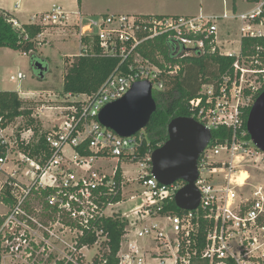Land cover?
I'll use <instances>...</instances> for the list:
<instances>
[{
  "label": "built area",
  "instance_id": "obj_1",
  "mask_svg": "<svg viewBox=\"0 0 264 264\" xmlns=\"http://www.w3.org/2000/svg\"><path fill=\"white\" fill-rule=\"evenodd\" d=\"M255 4L245 13L222 16L241 23L240 42L242 38L264 37V0ZM219 18L113 14L84 25L81 15L76 18L81 45L78 56L88 55L96 40L101 55L117 58L119 65L94 94L74 96L72 105L57 108L63 111L62 117L44 135L46 149L32 156L19 150L14 161L9 160L13 148L30 146L31 137L26 134L32 131L28 129L15 137L11 144L9 129L0 123V146L5 150L0 155V195L7 193L13 199L0 224V263L8 256L34 264L39 262L38 255H45L43 261L52 259L55 264H83L84 250L103 247L107 241L99 228L100 221L117 214L127 223L122 239L132 231L139 238L152 236L154 252L150 258L159 264H194L196 260L207 264H264V186L251 187L247 193L242 188L249 179L241 185L238 174L242 171L234 165L243 155L255 163L259 161L255 153L264 156L251 150L252 142L246 139L249 135L241 129V110L254 101L259 91H264V63L258 55L244 59L240 53H220L216 24ZM39 22L43 27L66 26L68 19L62 8L53 6L39 17ZM11 23L14 28L20 27L14 20ZM160 36L183 46L184 56L204 53L208 44L210 53L237 57L232 76L224 78L218 87L203 86L200 96L189 103L190 118L210 132L225 127L232 136L230 142L209 143L200 155L195 182L199 205L193 211L180 210L181 214L164 209L184 182L163 186L156 181L151 174L154 150L147 148L140 156L143 130L120 137L98 122L101 110L123 98L133 84L146 81L152 92L162 91L161 75L177 74L179 66L158 58L163 63V69L159 68L139 52L143 43ZM85 37L89 39L86 45L82 43ZM22 78L18 73L10 80ZM66 147L72 155L65 154ZM81 147H86L89 155H82ZM220 153L226 161H215ZM8 161H13L14 169L5 168ZM112 161L114 165L103 167ZM131 163L138 165L137 183L142 190L128 199L134 201L139 196V204L107 214L110 208L124 202L126 187L135 183L127 179L121 167ZM224 171L228 172L225 177H217ZM117 197L120 200L114 203ZM148 220L157 223L138 229ZM161 221L171 227L169 233L159 227ZM88 237L95 238L93 245L79 247V240ZM128 247V253L118 252L119 264H149L147 251H140L134 242ZM93 259L94 264L105 263L102 255Z\"/></svg>",
  "mask_w": 264,
  "mask_h": 264
},
{
  "label": "rangeland",
  "instance_id": "obj_2",
  "mask_svg": "<svg viewBox=\"0 0 264 264\" xmlns=\"http://www.w3.org/2000/svg\"><path fill=\"white\" fill-rule=\"evenodd\" d=\"M1 4L2 9L14 10L15 0H1ZM19 5L23 7V13L18 15L16 11V17L24 25H38L40 23L39 17L51 10L53 6L62 8L68 19L66 26L44 27L42 35L38 38L40 45L37 46L36 51L30 52L26 56L18 51L10 50V52H7L6 50H0V91L16 92L24 95L19 97L34 106L33 117L40 124L41 132L46 134L57 126L62 117L61 113L63 111L57 108H62L72 101L71 98H67L66 95L62 94L61 84L66 68L69 67L81 48L79 32L75 26L77 24L76 18L79 15L82 17V25L88 24L90 20H97L101 16L113 14L149 16L213 15L218 18L221 17L216 20L218 51L220 53L229 51L238 55L240 53L239 30L241 23L232 18L224 19L222 16H235L245 13L254 8L256 4L250 3L247 0H80V4H78L77 0H21ZM234 5L237 10L236 12L233 9ZM34 60L45 63L43 65L45 67L43 78H40L38 74L36 75L33 70ZM244 66L247 67L246 64ZM18 73L23 75L22 79L10 80L11 76L16 77ZM254 101L250 103L247 101V103L251 107ZM24 123L25 119L18 118L8 125L7 137L11 144H13L14 138L17 137V133L20 136V134L28 131L20 129ZM30 130L32 134L28 133L26 135H30L31 137V146L37 142L39 136H35L33 130ZM250 147L253 152L258 153L253 144ZM17 151H19V146L11 150L9 160L14 161L15 157H17ZM64 152L67 156L73 154L69 147H66ZM255 156L259 157L257 163L252 162V159L246 155H243V158L234 162L238 170L247 172L249 180L247 186L242 188L247 190V193H249L248 191L251 187L258 186L259 184L264 186V156L262 157L256 153ZM218 160L226 161L227 158L223 153H220L215 158V161ZM13 161H8L5 168L14 169V165H12ZM112 165H114V161L103 167ZM121 167L127 179L133 180L135 183H132L129 187L127 186L128 188L126 187L124 202L110 208L107 214L128 209L135 204H139V196L134 201L128 199L130 196L137 195L142 190L141 185L137 183L138 165L136 163L122 164ZM227 173V171H224L217 175V177H225ZM133 191L135 192L131 193ZM7 211L8 208L0 202V217L4 216ZM154 223H157V221H145L143 225L138 226V229H143L145 226H151ZM159 227L163 228L167 233L171 231V227L164 221H161ZM66 240L68 241V238ZM130 242H134L140 251L148 252L145 257L149 264H159L157 260L150 258V253L154 252L152 236L148 235L139 238L132 231L127 239H122L119 255L120 253L129 252L128 244ZM58 250L62 251V249ZM88 250L83 251V264H94L93 258L102 255L104 248L93 246ZM43 259H46L45 255H38L37 260L39 262H35L34 264H55L52 259L47 261H43ZM0 264L28 263H26L25 258L16 260L7 256Z\"/></svg>",
  "mask_w": 264,
  "mask_h": 264
},
{
  "label": "trees",
  "instance_id": "obj_3",
  "mask_svg": "<svg viewBox=\"0 0 264 264\" xmlns=\"http://www.w3.org/2000/svg\"><path fill=\"white\" fill-rule=\"evenodd\" d=\"M80 4V0H77ZM251 3H257L261 0H247ZM234 8V7H233ZM148 17L149 15H141ZM12 16L0 12V48H7L13 51L28 54L34 52L39 44L38 36L43 33V26L35 24L20 25L18 28L12 26ZM89 39L82 38V43L86 45ZM92 51L88 55H76L69 67L66 68L62 78L61 92L67 98H73L77 95H92L105 80L116 70L119 65L117 58L103 56L100 53L96 40L92 41ZM209 45L206 44L204 53H194L184 56L185 49L181 45H176L171 39L160 36L154 40L146 41L139 48V52L144 59H147L154 65L163 69V63L171 66H179L177 74L168 76L162 74L164 89L162 91H153V100L156 104V111L152 114L149 124L143 129L145 139L139 148L142 156L147 148L155 150L163 145L167 140V125L176 117H191L189 103L198 98L203 86L212 85L218 87L222 80L233 75V64L237 57L225 56L209 52ZM259 49L260 51H258ZM258 55L264 63V37L242 38L240 42V57L247 59ZM45 63L34 60L33 70L36 63ZM121 69V67H120ZM36 75L38 74L35 71ZM261 93L259 91L254 97L255 100ZM68 103L65 106H70ZM34 106L27 101H23L16 92L0 91V123L2 128L8 127L14 120L25 119V123L20 129H32L35 136H39L38 141L31 146L19 145V150L34 155L42 149H46L44 134L38 121L33 117ZM250 105L243 108L241 114L242 128L246 131V119ZM210 145L223 144L230 142L232 131L220 127L211 132ZM19 138V133H17ZM246 139H250L249 136ZM4 148L0 146V155H4ZM82 155H89L86 147H81ZM6 195V196H5ZM119 197L113 199V202H119ZM0 202L10 207L13 199L5 193L0 195ZM164 212L172 214H181L176 207L174 200H170L164 209ZM3 217H0V224ZM126 221L120 219L119 215L104 218L99 223V228L107 235V241L103 245L104 251L102 257L104 264H119L118 252L122 237L125 234ZM202 237V236H201ZM94 237L82 238L78 246L86 245L91 247L94 243ZM62 264V263H58ZM96 264V263H95ZM194 264H207L202 260L194 261Z\"/></svg>",
  "mask_w": 264,
  "mask_h": 264
},
{
  "label": "water",
  "instance_id": "obj_4",
  "mask_svg": "<svg viewBox=\"0 0 264 264\" xmlns=\"http://www.w3.org/2000/svg\"><path fill=\"white\" fill-rule=\"evenodd\" d=\"M34 69L43 78L45 67L42 63H36ZM155 111L152 87L142 81L133 84L123 98L104 107L98 122L120 137H130L148 126ZM246 131L252 144L264 154V91L249 109ZM211 136V132L194 119L176 117L167 125L166 142L151 154V174L160 185L184 182L173 198L181 211H193L199 205L200 194L195 187L198 159Z\"/></svg>",
  "mask_w": 264,
  "mask_h": 264
},
{
  "label": "crops",
  "instance_id": "obj_5",
  "mask_svg": "<svg viewBox=\"0 0 264 264\" xmlns=\"http://www.w3.org/2000/svg\"><path fill=\"white\" fill-rule=\"evenodd\" d=\"M20 1L21 0H15V5H14V10H9V9H2L1 7H2V4H1V0H0V12H3V13H6V14H8V15H10V16H12L13 17V19H14V21H16L19 25H24V24H22L21 23V21L16 17V11H17V13H18V15H20V14H22L23 12H22V9H23V7L21 6V5H19L20 4ZM251 3V2H250ZM236 7H235V5H234V10H235V12L237 11L236 9H235ZM35 25H37V24H35ZM0 50H6L7 52H10V49H7V48H0ZM11 51H13V50H11ZM5 52V51H4ZM26 56V55H25ZM19 96L21 97V96H24V95H22V94H19ZM40 119V118H39ZM41 121V120H40ZM42 123V122H41ZM43 125V124H42ZM3 204V203H2ZM4 205V204H3ZM5 206V205H4ZM7 207V206H6ZM8 208V207H7Z\"/></svg>",
  "mask_w": 264,
  "mask_h": 264
},
{
  "label": "bare ground",
  "instance_id": "obj_6",
  "mask_svg": "<svg viewBox=\"0 0 264 264\" xmlns=\"http://www.w3.org/2000/svg\"><path fill=\"white\" fill-rule=\"evenodd\" d=\"M248 179V175L246 174V172H240L238 174V182L242 185L244 181H246Z\"/></svg>",
  "mask_w": 264,
  "mask_h": 264
}]
</instances>
